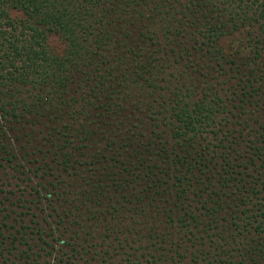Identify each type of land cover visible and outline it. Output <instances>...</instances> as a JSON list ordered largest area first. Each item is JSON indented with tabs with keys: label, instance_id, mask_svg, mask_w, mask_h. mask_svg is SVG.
Here are the masks:
<instances>
[{
	"label": "trees",
	"instance_id": "trees-1",
	"mask_svg": "<svg viewBox=\"0 0 264 264\" xmlns=\"http://www.w3.org/2000/svg\"><path fill=\"white\" fill-rule=\"evenodd\" d=\"M51 257L264 264V0H0V264Z\"/></svg>",
	"mask_w": 264,
	"mask_h": 264
},
{
	"label": "rangeland",
	"instance_id": "rangeland-1",
	"mask_svg": "<svg viewBox=\"0 0 264 264\" xmlns=\"http://www.w3.org/2000/svg\"><path fill=\"white\" fill-rule=\"evenodd\" d=\"M53 39V41L56 43V38L54 37V38H52ZM28 218H29V216H27ZM53 244H55V241L53 242ZM50 264H55L54 263V258L52 259V257H51V259H50Z\"/></svg>",
	"mask_w": 264,
	"mask_h": 264
}]
</instances>
